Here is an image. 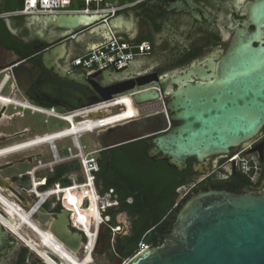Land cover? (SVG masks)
Segmentation results:
<instances>
[{
	"label": "water",
	"instance_id": "95a60500",
	"mask_svg": "<svg viewBox=\"0 0 264 264\" xmlns=\"http://www.w3.org/2000/svg\"><path fill=\"white\" fill-rule=\"evenodd\" d=\"M82 7V1L73 3L74 9ZM127 10L115 12L107 25L99 24L98 17L86 15L26 17L24 27L47 49L41 53L43 67L85 88L90 95L85 97L73 89L45 83L34 91L35 99L74 112L129 97L136 118L98 129V150L143 140L147 159L163 161L179 174L187 169L189 161L201 164L212 156H227L256 138L264 126V0L250 4L243 13L246 21L242 27L230 24L234 36L224 51L217 50L170 74L137 76L130 73L132 65H128L87 76L61 65V56L68 52L82 28L102 38V43L109 40L110 32L114 37L134 38L133 17L122 13ZM169 11L190 15L196 21H211L204 9L191 0H178ZM0 20L8 33L19 39L11 18ZM19 40L30 44L28 39ZM10 54L8 64L0 63V74L8 72L16 89L26 94L42 71ZM160 99L161 113L141 116L144 107L151 108ZM262 147L260 144L253 149L261 158ZM0 188L5 189L1 178ZM64 214L52 221L50 231L68 252L83 251L84 255L88 237L84 232H72ZM3 226L0 221V229ZM159 237V246L143 249L125 264H264V189L238 194L225 190L192 194L175 214L170 232Z\"/></svg>",
	"mask_w": 264,
	"mask_h": 264
},
{
	"label": "flooded vegetation",
	"instance_id": "af4514ba",
	"mask_svg": "<svg viewBox=\"0 0 264 264\" xmlns=\"http://www.w3.org/2000/svg\"><path fill=\"white\" fill-rule=\"evenodd\" d=\"M0 1V10L13 4V0ZM176 1L178 0H151L142 8L135 7L123 12L127 17L130 15L133 17L131 31L136 32L133 42H148L151 45L150 54L139 58L145 70L135 75L157 74L161 76L170 74L179 71L177 68L195 61L191 59L193 55L204 53L208 55L217 50L224 51L234 36V31L229 29L230 24L242 27V24L246 21V16L243 13L247 11L254 0H191L209 15L211 19L209 23L202 18L196 21L190 15L169 11L171 5ZM1 13L2 15L6 14ZM25 18L11 17L12 27L18 32L19 39H28L29 45L37 50L27 60L36 69L41 70L42 74L26 94H21L18 90L13 93L20 94L25 102L36 108L64 112L63 109L57 106L37 101L34 91L45 83H51L73 89L85 97L90 95L85 88L62 80L55 76L52 70H46L43 67L41 53L47 49L34 40L32 34L24 27ZM0 24L4 26L2 20H0ZM249 30H254V28L250 27ZM262 41L264 42V27H262ZM6 42V37L0 35V63L2 65L8 64L11 61L10 53H14L6 48ZM61 57V65L66 70L76 74L84 73L81 70H72L70 67L71 57L68 56V53L63 54ZM161 102L160 99L152 105L153 107H144L141 110V116L161 113L163 111L160 106ZM30 118L31 116H26L25 112L20 110L11 112L7 107L0 114V123L7 122L4 126H0V149L7 150L4 160L0 162V178L5 184L2 193L6 194L10 201L12 199L11 202L20 206L24 212L29 213L36 206L37 210L32 215L33 223L38 225L36 221L38 216L45 217L48 220L45 229L38 225L41 230L49 232L52 221L64 212L69 229L72 232L81 233L82 230L72 221V211L65 205V191L54 192V190L56 186L60 189L70 188L72 182H77L79 187L72 188L74 195L77 197L89 195V189L85 183V171L81 162L84 154L82 152L78 153L77 156L74 154L75 143L73 144L72 139V144L68 143L63 147H58L56 142L52 144L48 142L32 143L37 138L51 137L49 139L51 140L55 136L52 134L57 133L59 130L46 127V130H34L31 126L25 125L26 120ZM44 122L46 125L49 120H44L43 124ZM77 143L79 144V141ZM235 150H232L231 153ZM75 157L79 158L81 169L76 165ZM225 162V157L221 155L209 157L201 164L189 161L187 169L181 174V177L177 178V181L181 184L176 190L178 194L177 202L185 194L186 196L192 195L194 190L200 191L205 188L213 189L215 184H218L222 189L228 188L226 184L232 181V173L237 171L230 172L223 169L222 172H217V167ZM239 186L238 183L233 185L232 188L235 191L238 190ZM100 188L96 187L98 196L104 199L107 193H101L102 189ZM43 195H46L47 199L38 206V198ZM138 196L139 193L135 192L134 197ZM139 197L142 199V196ZM106 200L117 202L112 195ZM131 202L132 199L127 201V203ZM175 206H177V203ZM143 209L147 214L149 213L147 208L144 207ZM2 214L10 219L5 213ZM104 217H108L109 221L103 225L100 224L98 230L94 231L96 235L94 241L95 254L93 252L92 264H95L94 256L96 253L100 256L109 257L119 264L126 260L129 249L134 244L141 215L137 213L134 216H129L124 206L118 205L117 202V206L105 210ZM119 218L122 220H119ZM163 220L155 224L153 218H151L149 227L143 233V239L150 240L153 236L156 238L157 243L162 242L159 236L164 234L157 233L156 229ZM116 227H119L118 231L115 230ZM141 243L145 244L147 248L153 247L152 242ZM0 244V264H42L43 262L39 255L34 253L36 256L31 257L24 250H20L21 242L4 226L0 229Z\"/></svg>",
	"mask_w": 264,
	"mask_h": 264
},
{
	"label": "built area",
	"instance_id": "2783aa9c",
	"mask_svg": "<svg viewBox=\"0 0 264 264\" xmlns=\"http://www.w3.org/2000/svg\"><path fill=\"white\" fill-rule=\"evenodd\" d=\"M76 1H82L84 7L79 9L73 8V3ZM147 0H131L127 4H118L107 0H23V7L21 10L13 13L3 14L0 17H16V16H51V15H86L100 18L99 24H106L107 21L112 19L115 12L127 10L133 8ZM87 29V28H85ZM73 38V37H72ZM151 52V45L148 42H137L129 43L120 37H114L113 33L110 32V38L107 42L96 46L85 55L72 59L70 67L72 70H81L87 76H90L100 70L113 68L121 70L126 66L130 65L135 60L149 55ZM4 78L0 81V92L9 87L10 94H13L16 89L14 88V82L8 72H3ZM1 75V74H0ZM6 79V80H5ZM5 81V82H4ZM3 87L1 88L2 83ZM38 114L62 121L68 125L65 121L67 115H75L74 112H56L53 109L45 110L43 108H37ZM84 109L78 110L79 112ZM80 118V117H78ZM77 118H75L76 121ZM88 119V116L86 117ZM84 120V121H86ZM82 120L78 122L81 123ZM102 120L99 122L101 123ZM77 122V121H76ZM103 128L100 126L98 129ZM97 129V130H98ZM96 130V131H97ZM262 144V158L258 151H253L258 145ZM77 147L79 144L77 143ZM53 149V147H52ZM226 162L223 165L217 167V172H222L223 169H227L230 172L237 171L242 174L251 184L252 191H261L264 189V126L260 133L251 140L227 156H224ZM82 166L85 171L87 185H91V189L95 186V174L98 172V165L95 159H87L86 161L81 160ZM79 187L75 182H72L71 187L67 189H60L58 186L55 187L54 192L57 191H68L72 188ZM57 195V194H56ZM112 195V191L107 193L108 198ZM186 194L182 197L184 198ZM98 202L91 200L88 196L83 200L79 207L83 217H90L94 225L92 228L95 229L96 218L92 216L95 210L100 212L103 218V213L106 209L117 206V202L100 203V197L97 193ZM109 221L108 217L101 219V225ZM83 227V226H82ZM116 231L119 227L115 228ZM83 232V231H82ZM85 233V232H84ZM147 248L143 243L139 244L137 253ZM129 259L124 260L122 263L125 264Z\"/></svg>",
	"mask_w": 264,
	"mask_h": 264
},
{
	"label": "trees",
	"instance_id": "16d2710c",
	"mask_svg": "<svg viewBox=\"0 0 264 264\" xmlns=\"http://www.w3.org/2000/svg\"><path fill=\"white\" fill-rule=\"evenodd\" d=\"M115 1V0H107ZM5 2V1H4ZM12 2V1H11ZM144 4L137 6L142 8ZM4 6V3L2 4ZM23 1L13 0V4L2 8L3 13H13L21 10ZM136 7V8H137ZM123 13V12H122ZM23 16L12 18L21 19ZM0 35H4L7 39L6 48L12 50L18 57L27 60L33 56L37 50L31 45L25 44L15 37H12L0 24ZM200 55H193L192 60H197ZM145 142L143 140L116 147L110 150L99 152L97 159L98 172L95 174L96 187L102 188L101 193L112 191V197L118 202V205L124 206L129 216L140 213V222L138 231L135 233V241L129 249L126 259H130L137 254L138 246L141 242L151 243L153 247L159 246L162 242L157 243L155 237L150 240L143 239L144 231L149 227L150 220L153 218L155 224L163 220L157 227L156 232L167 234L170 232L175 214L188 200L190 195L185 196L177 202L178 194L176 192L180 182L177 178L182 175L174 169L167 166L163 161L155 162L145 157ZM99 181L102 184H99ZM240 184L238 190H233V185ZM228 188L222 189L215 184L213 189L208 190H225L232 193H243L252 191L249 181L240 173H232V181L226 184ZM193 191V194L200 192ZM138 192L142 199L134 197V193ZM132 199L131 203H127ZM177 203V206H175ZM143 206V207H142ZM147 208V214L143 208Z\"/></svg>",
	"mask_w": 264,
	"mask_h": 264
},
{
	"label": "bare ground",
	"instance_id": "6f19581e",
	"mask_svg": "<svg viewBox=\"0 0 264 264\" xmlns=\"http://www.w3.org/2000/svg\"><path fill=\"white\" fill-rule=\"evenodd\" d=\"M4 82L2 83L1 88L3 87ZM14 88H16V86ZM8 106H16L24 110H32L33 112H38L36 107H31L22 102H16L10 97L5 98L0 95V110ZM115 108H121V111L114 113L113 115H106L105 118L90 119V117L92 118L94 115L105 112L107 113L108 110H114ZM87 116L89 120H86ZM136 116V111L131 100L129 99V97L123 96L110 102L94 105L80 112L77 111L75 115H67V118H65V121L68 123L67 127L58 131L57 133L54 132L52 134L55 135L54 138H52L51 140H49L51 137L44 139L37 138L32 141V143L48 142L52 144L54 142L70 138L73 140H71L73 144L75 143V146L77 147V141L80 136L87 133H92L96 131L100 126H103V128L108 126H114L128 119L135 118ZM77 117H81L82 120L79 124L75 121V118ZM100 120H102L101 123L99 122ZM6 152L7 150L0 149V159L5 157ZM87 187L89 189V195L87 196L91 200L93 199L98 202L97 192L95 191V189H91V185H87ZM2 190L3 189L0 188V221L2 222L4 227L9 230L11 234H13V236H15L21 243L24 244L26 248L43 258V260L46 261L47 264H92L93 252L95 247V232L98 230L99 225L101 224L102 217L98 210L94 211V214H92V216L93 218H96V221L95 229L92 230V227L94 226L91 223L93 222L92 219L88 216L84 218V214H82L79 208L83 200H85V196L77 197L76 195H74L72 189L65 191V205L72 211V221L80 230L85 232L88 237V243L84 248L85 254L82 258L79 259L77 257V254L68 252V250L63 246V244L54 236V234L50 230L49 232L43 231L38 227V225L33 223L32 215L37 210L36 206L29 213L24 212L20 208V206L11 202L10 199L5 198L2 194ZM45 199H47L46 195L40 196L38 198L37 205L39 206L41 203H43ZM2 213L8 215L10 219L6 218L5 215L4 218ZM25 229L33 234L35 240L25 237L23 235L24 233L22 234V230ZM51 256L55 257L58 262H54L50 258Z\"/></svg>",
	"mask_w": 264,
	"mask_h": 264
},
{
	"label": "rangeland",
	"instance_id": "374dc122",
	"mask_svg": "<svg viewBox=\"0 0 264 264\" xmlns=\"http://www.w3.org/2000/svg\"><path fill=\"white\" fill-rule=\"evenodd\" d=\"M131 0H115V1H112V2H115V3H118V4H127L129 3ZM207 54H202L200 55V57H198L197 59H201L203 57H205ZM188 64H185L184 66L182 67H179L177 69H183V67H187ZM176 69V70H177ZM4 78V74H1L0 75V81ZM15 87V85H14ZM16 89V88H15ZM0 95L7 98V97H10L12 98L14 101L16 102H19V103H24L26 105H29L31 107H35L33 105H30L29 103L25 102L24 101V98L23 96H21L20 94L18 93H13V94H10V90H9V87H7L5 90H3L2 92H0ZM1 109V108H0ZM7 109L11 112L13 111H22V112H25L26 113V116H31V118L28 120H26V123L25 125L26 126H31L34 130H46V128L48 129H54V130H62L64 128L67 127V124L62 122V121H59V120H55V119H52V118H49V117H46V116H43V115H40L36 112H33L32 110H24V109H21V108H18L16 106H8ZM118 109V110H117ZM121 111V108H115L114 110L113 109H110L108 110V112L105 114V113H101V114H97V115H94L92 118L90 117V119H98V118H105L106 115H113L114 113H117ZM46 121V120H49V123L45 125V122L43 124V121ZM81 120V117L76 119L77 123ZM7 122H1L0 123V126H4V124H6ZM24 125V124H23ZM46 127V128H45ZM79 141V146L80 147H74L73 148V152L74 154H76V156L78 155V153L80 154V152H82L84 155L83 157V160L86 161L87 159H95L97 161L98 159V156H99V150H98V145H97V140H96V131L92 132V133H87V134H84L82 136L79 137L78 139ZM58 147H63L64 145H67L68 143H71V139L70 138H67V139H64L62 141H57L56 142ZM5 157L1 158L0 159V162H2L4 160ZM75 162H76V165L79 166V168L81 169V163H80V160L78 157H75ZM84 172V171H82ZM77 184V182H75ZM78 185V184H77ZM78 188V187H77ZM76 189V188H75ZM3 196L5 198H7V195L2 193ZM105 197V196H104ZM108 198V196H106ZM105 197V198H106ZM86 198V196H85ZM101 199L100 198V201H99V204L100 202L101 203H107L108 200L106 199ZM11 201H13L11 199ZM119 220H122L121 218H119ZM36 221H37V224L40 225V227L42 229H45V224L48 222V220L45 218V217H42V216H38L36 217ZM35 222V221H34ZM36 223V222H35ZM24 233V234H23ZM22 234L27 237V238H30L32 240H35L34 239V236L31 232H29L28 230H22ZM20 250H24L25 253L29 254V256L33 257V256H36L33 252H31L28 248H26L23 243H21V249ZM95 251V250H94ZM95 254V252H94ZM83 255V251H80L79 253H77V257L80 259ZM94 259H95V264H117L113 261V259L109 258V257H104V256H100L98 255V253H96V255L94 256Z\"/></svg>",
	"mask_w": 264,
	"mask_h": 264
},
{
	"label": "crops",
	"instance_id": "0c3cea01",
	"mask_svg": "<svg viewBox=\"0 0 264 264\" xmlns=\"http://www.w3.org/2000/svg\"><path fill=\"white\" fill-rule=\"evenodd\" d=\"M136 36V32H135ZM134 36V37H135ZM118 37L123 38L125 41L129 43H137L136 41L133 42V38L128 39L126 35H119ZM75 42H72L68 49V56L72 59L81 57L88 53L90 50L94 49L96 46L100 45L102 42V38L90 34L88 29H80L75 35ZM130 65H132L131 72L132 74H138L139 72L145 70L143 64L140 59L135 60Z\"/></svg>",
	"mask_w": 264,
	"mask_h": 264
}]
</instances>
